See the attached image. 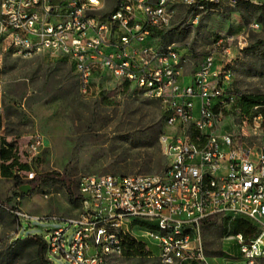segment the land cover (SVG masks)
<instances>
[{
    "label": "built area",
    "instance_id": "obj_1",
    "mask_svg": "<svg viewBox=\"0 0 264 264\" xmlns=\"http://www.w3.org/2000/svg\"><path fill=\"white\" fill-rule=\"evenodd\" d=\"M237 1L117 0L101 15L105 0H0V34L13 55L48 52L67 59L85 94L96 74L110 75L121 91L129 88L158 100L169 128L159 138L167 161L162 173L80 178L81 209L67 219L75 228L73 239L66 246L63 228L45 238L50 264L51 256L70 264H109L111 258L124 257L127 238L154 240L158 264H210L201 224L209 217L238 215L250 219L255 232L233 234L228 227L225 239L239 243L243 264L264 260V148L253 152L237 133L224 129L235 104L230 47L217 40L221 50L205 54L187 76V58L178 47L160 48L153 39L170 26L177 4L190 10L184 27H194L205 10ZM259 27L258 22L251 25ZM2 87L0 76V92ZM263 107L256 104L248 114L238 108L241 125L248 124L253 134L263 130ZM42 145L40 136L30 142L29 161ZM138 218L155 221L159 231L134 233L129 224Z\"/></svg>",
    "mask_w": 264,
    "mask_h": 264
},
{
    "label": "rangeland",
    "instance_id": "obj_2",
    "mask_svg": "<svg viewBox=\"0 0 264 264\" xmlns=\"http://www.w3.org/2000/svg\"><path fill=\"white\" fill-rule=\"evenodd\" d=\"M116 2L105 0L99 13L108 14ZM189 14L186 6L175 5L170 26L154 33L155 45L162 48L174 43L187 58V76L205 54L221 50L215 45L217 40L230 47L234 70L230 93L235 104L234 115L226 119L224 129L237 133L247 149L260 151L264 127L253 134L248 124L242 126L238 108L242 93L264 94V0H238L235 6L225 2L202 12L196 26L184 27ZM255 22L260 24L258 29L251 28ZM221 59L217 55V63H222ZM0 76V145L5 139L16 149L20 162L29 166L14 171L19 180L0 173V264H38L31 250H20L24 240L16 238L41 235L49 239L63 228L68 246L75 228L67 219L76 217L81 209L80 178L162 173L167 161L158 132L169 128L158 100L136 90L129 92V88L121 91L114 78L101 74L94 76L89 92L82 93L78 74L67 59L48 52L31 58L15 56L4 34H0ZM36 136L42 139V151L29 161V145ZM64 177L68 185L60 180ZM24 184L32 186L27 193L20 190ZM239 219L253 224L242 215L201 224L210 264H243L239 243L225 239L228 227L231 233L237 232ZM129 226L159 231L149 218H138ZM145 241L148 253L114 257L109 264H158L156 242ZM50 259L53 264H70L62 256Z\"/></svg>",
    "mask_w": 264,
    "mask_h": 264
},
{
    "label": "trees",
    "instance_id": "obj_3",
    "mask_svg": "<svg viewBox=\"0 0 264 264\" xmlns=\"http://www.w3.org/2000/svg\"><path fill=\"white\" fill-rule=\"evenodd\" d=\"M104 100L105 99H103V102ZM256 104H262L264 106V94H260V95H246L243 93L241 94V98L239 100V108L243 114H248L251 111L252 107ZM262 110L264 113V107ZM160 133L162 134L161 130L158 132V137L159 135H161ZM0 158L2 160L0 164V173L5 178H13L15 180H19V176L15 174L14 171L15 170L24 171L29 169L28 164L20 162L16 149L11 144H9L5 139H1ZM47 176L51 177L52 174H48ZM60 180H62L67 185L69 184L68 181L66 180V177L60 178ZM0 211H2L1 208ZM218 219H220L219 216L209 217L203 221V224ZM18 221H20L19 218ZM239 231L249 236L255 232V229L249 223L248 220L239 219V223L237 225V232ZM18 239L24 240L20 246V250L22 252L31 250L34 256L36 257L38 264H50L46 256V240L43 236L28 235L27 238L17 237L16 240ZM124 243H125L124 253L127 256L128 255L131 256L135 254L143 255L148 253L145 250V244L143 242L136 241L132 238H127V240H125Z\"/></svg>",
    "mask_w": 264,
    "mask_h": 264
},
{
    "label": "water",
    "instance_id": "obj_4",
    "mask_svg": "<svg viewBox=\"0 0 264 264\" xmlns=\"http://www.w3.org/2000/svg\"><path fill=\"white\" fill-rule=\"evenodd\" d=\"M32 189V186L31 184H24V185H21L20 186V190L23 192V193H27L29 192V190Z\"/></svg>",
    "mask_w": 264,
    "mask_h": 264
},
{
    "label": "crops",
    "instance_id": "obj_5",
    "mask_svg": "<svg viewBox=\"0 0 264 264\" xmlns=\"http://www.w3.org/2000/svg\"><path fill=\"white\" fill-rule=\"evenodd\" d=\"M132 230L134 231V233H138L139 232V230H137V229H135V228H132ZM132 239H134V238H132ZM127 240V239H126ZM134 240H136V241H139V242H143L144 244H145V249L147 248V243H146V241H145V238H139V239H134ZM124 246H125V243H124ZM148 249V248H147Z\"/></svg>",
    "mask_w": 264,
    "mask_h": 264
}]
</instances>
